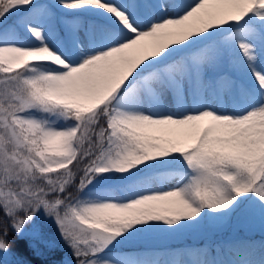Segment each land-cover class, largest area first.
<instances>
[{"label": "snow or ice", "instance_id": "6c2138e0", "mask_svg": "<svg viewBox=\"0 0 264 264\" xmlns=\"http://www.w3.org/2000/svg\"><path fill=\"white\" fill-rule=\"evenodd\" d=\"M245 205L264 220V0H0V254L43 214L75 264H264L115 251Z\"/></svg>", "mask_w": 264, "mask_h": 264}, {"label": "rangeland", "instance_id": "374dc122", "mask_svg": "<svg viewBox=\"0 0 264 264\" xmlns=\"http://www.w3.org/2000/svg\"><path fill=\"white\" fill-rule=\"evenodd\" d=\"M45 2L49 5L55 4V0H45ZM53 10L55 11V8ZM19 42L28 43L29 40H21ZM175 182V180H171L168 184L170 185ZM229 219L230 217L223 221H211V225L222 230L228 224ZM258 229L248 227L247 232L250 237L236 238L229 242L217 243L215 246L206 241L199 242L200 237L204 233H211V228L205 225L198 229L187 230L177 234L150 233L142 235L135 241L125 243L115 251L117 253L122 251L153 252L164 256L166 254H179L188 250H199L207 252L210 255H215L218 251H226L236 242L250 241L257 245L264 243V235H255V231ZM36 239L43 240L44 242L64 243L54 222L42 214L29 226L27 234L23 239L17 237L16 234L9 233L8 240L12 244V250L8 254H0V264H41L36 256L28 252V247L34 248L33 244L37 241ZM19 252L26 253L27 255L21 256Z\"/></svg>", "mask_w": 264, "mask_h": 264}, {"label": "trees", "instance_id": "16d2710c", "mask_svg": "<svg viewBox=\"0 0 264 264\" xmlns=\"http://www.w3.org/2000/svg\"><path fill=\"white\" fill-rule=\"evenodd\" d=\"M17 32L19 41H28L27 33L23 28H18ZM173 170L174 169L170 171ZM0 215H2V213H0ZM41 215L42 214L39 216ZM205 226L211 228V233H204V235L200 237L199 242L206 241L212 246L217 243L229 242L236 238L250 237L247 232L248 227L259 228L255 231V235H264V220L261 219L258 212L248 210L247 205L230 217L229 222L224 229L220 230L212 226L211 221L206 223ZM9 233L15 234L11 228H9ZM36 240L37 241L33 244L34 248L28 247V252L36 256L41 264H75L71 250L65 245V243H55L52 241L44 242L39 239ZM19 253L21 256L27 255L22 252Z\"/></svg>", "mask_w": 264, "mask_h": 264}]
</instances>
